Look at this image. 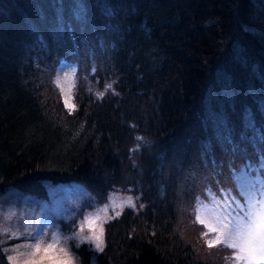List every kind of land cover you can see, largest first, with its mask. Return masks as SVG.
Wrapping results in <instances>:
<instances>
[{"label": "trees", "instance_id": "1", "mask_svg": "<svg viewBox=\"0 0 264 264\" xmlns=\"http://www.w3.org/2000/svg\"><path fill=\"white\" fill-rule=\"evenodd\" d=\"M60 58L77 64L70 113ZM83 74L100 97H82ZM259 135L264 0H0V190L41 196L44 179L72 176L99 198L129 186L147 212L105 225L99 264H216L182 198Z\"/></svg>", "mask_w": 264, "mask_h": 264}, {"label": "rangeland", "instance_id": "2", "mask_svg": "<svg viewBox=\"0 0 264 264\" xmlns=\"http://www.w3.org/2000/svg\"><path fill=\"white\" fill-rule=\"evenodd\" d=\"M69 70V67L59 66L55 72L56 82L61 90L67 88ZM236 152L238 156L232 165L225 168L220 165L215 171L204 176L201 183V195L195 199L197 207L192 216L198 222L196 227L198 236L202 235L206 224L219 227L218 220H223L224 223L231 221L235 224L239 216H243L247 211L246 198H260L258 190L261 187V179H264L261 176V173H264V147L257 144L251 153L245 152L239 155V151L236 150ZM253 184L256 185L255 190L252 188ZM235 187L237 192H230ZM61 188L63 196L60 195ZM68 188V185L62 187L59 184L56 189L51 188L50 194L45 199L36 196L32 198L9 191L0 194V240L2 250L9 261L14 264L9 259V257H14L15 264H24L34 250L35 243L39 241L42 248L46 247L48 243H53L52 237L55 236L60 243L55 244L41 264H63L67 257L60 252L61 248L67 250L72 258V264H80L78 254L82 248L80 244L90 250L88 264H95V254L98 252L95 248V241L84 240L83 237L98 236L103 246L105 221L118 214L126 206L135 210L138 208L134 196L120 191L111 192L105 202L80 208L83 202L91 201L93 198L89 191L79 187L76 188L73 197H70L67 209L65 206L57 205L55 196L61 198H57L58 201L66 202L64 199L69 197L65 195ZM129 200L132 202L131 205L128 203ZM237 200L239 205L236 203ZM47 213H52L54 217L52 214L45 217ZM201 219L206 224H201L199 222ZM185 234L188 235V231L183 233ZM213 235L210 240L214 239L217 233ZM206 247L220 251L223 260H216V264H244L243 261H235L233 253L236 250L234 249L227 247L219 249L216 246L209 247V245ZM40 255L45 254L42 252ZM209 261L207 258L206 262Z\"/></svg>", "mask_w": 264, "mask_h": 264}, {"label": "snow or ice", "instance_id": "3", "mask_svg": "<svg viewBox=\"0 0 264 264\" xmlns=\"http://www.w3.org/2000/svg\"><path fill=\"white\" fill-rule=\"evenodd\" d=\"M264 177V173H261ZM261 187L259 188V199H253L251 197L246 198L245 204L247 205V211L243 216H239V219L232 224L231 221L224 223L223 220H218L219 227L213 224H206L204 220H200L201 224H206L209 232L217 233L215 238L209 242V247L216 245H223L227 248L236 250L233 253L235 261H243L244 264H264V179L260 181ZM253 190L256 189V185H252ZM243 195V193H241ZM235 199V198H233ZM131 205V200L128 201ZM236 203L239 205V201ZM91 227V223L89 224ZM207 235V233H206ZM84 240L95 241V248L98 251H103L102 241L98 236H85ZM53 243H48L46 247H41V242L35 243L34 250L29 254L24 264H41L45 259L46 254L52 250L55 244H59L60 241L57 237H52ZM45 255H40L41 253ZM60 252L64 254L67 259L63 264H72V258L68 255L65 248H61ZM15 264V258L9 257Z\"/></svg>", "mask_w": 264, "mask_h": 264}]
</instances>
